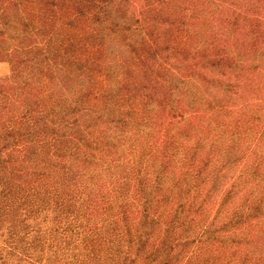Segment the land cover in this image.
Segmentation results:
<instances>
[{"label": "trees", "instance_id": "obj_1", "mask_svg": "<svg viewBox=\"0 0 264 264\" xmlns=\"http://www.w3.org/2000/svg\"><path fill=\"white\" fill-rule=\"evenodd\" d=\"M159 2L124 24L113 0H0L11 66L0 78V264H264V199L243 216L245 187H226L211 163L221 146L195 140L213 134L212 113L264 107V0L248 13L226 0ZM77 22L82 36L69 31ZM158 70L178 89L167 103L144 92ZM202 92L212 113L197 107ZM107 145L122 155L120 181ZM88 201L101 213H79ZM68 240L90 257L72 261Z\"/></svg>", "mask_w": 264, "mask_h": 264}, {"label": "rangeland", "instance_id": "obj_2", "mask_svg": "<svg viewBox=\"0 0 264 264\" xmlns=\"http://www.w3.org/2000/svg\"><path fill=\"white\" fill-rule=\"evenodd\" d=\"M226 1L230 2L233 7L237 9H244V11L247 12L251 7V3L255 0ZM113 3L116 9L120 12V21L124 24H134L136 21H142L144 16L156 14L160 12L161 9L159 0H113ZM142 23L144 25L145 21H143ZM162 27L167 29L169 28L168 25H164ZM69 31L78 36L83 35V29L79 22L70 26ZM141 39L145 40L144 42L153 45L158 41L155 39H159V37L156 38V36L154 35H148L146 38L142 36ZM10 67V62L8 60H0V78L9 75ZM143 76L144 78L142 77V83H145L146 85L144 88V92L148 95H151L155 91H157L159 98L161 100H164V102L168 96V93H172L173 95H175L178 91V89H176L174 85L167 80V76L160 70H158V73L155 72V74L152 73V75ZM200 83L203 87L209 86L208 81ZM103 88H105L104 85ZM103 88L101 89V91L104 90ZM262 94L264 95V90L262 91ZM206 96L208 100L211 99L208 95ZM199 98L202 100L203 104H197V107H200V109L203 110H205V107H207L206 111L212 113V109H210V107L204 102V99L206 100V98L203 95V92L202 96L200 95V97L197 98V101ZM211 100L214 101V99ZM149 104L150 103H148L147 101L145 105H139L137 102H135L134 106L132 107L134 110H140L141 112L142 108H149ZM254 110L255 109L251 106L237 103V106L228 108L229 112L226 115H218L212 113L213 119L211 121V124L213 126V134H211L209 137H202L199 135L198 138H195V140H209L208 142L213 144L217 142L219 143L218 146H221V148H219L220 153L214 159H212L211 163L216 165L215 167L220 170L221 175L225 177L229 176L227 185L225 183L224 186L226 185V187L229 188V186H231L230 181H234L237 179L238 183L245 187L248 202L247 208L243 211V216L248 208H250L251 210H255L262 204V201L264 199V107L259 111ZM14 120L18 123L20 122L17 127L15 126L16 129H21L23 127V122H21L20 116L16 115L12 117V121ZM14 123L15 122H13L11 125H13ZM195 124L198 128V133L201 134V122H195ZM30 127V124L25 125V131L28 132L30 130ZM148 132L150 134L151 130H148ZM149 134H147V138L149 136L153 137V134ZM22 136H26L29 139L33 137L30 133H28V135L25 133ZM69 136L70 135L57 137L54 142H50L49 146H52L54 154H58V156H60L62 154L61 151L63 153L65 152L66 146L68 145L67 140ZM14 138L20 140V137H17V135ZM107 146L109 163L112 164V166L108 167V170L111 173H116L117 175L112 176L115 177V179L117 177L116 180L120 181L123 176L122 170H124V164H122V162L120 161L122 155L118 154L116 149L112 145ZM42 151L45 152L46 149H42ZM57 159L59 160V157ZM127 174L128 173H126V175ZM98 180L99 177L93 178L94 182H97ZM108 183L112 185V183H115V180H113V178H107L105 184ZM52 187V196L55 199L60 190H57L56 186ZM133 190L136 191L135 187H133V185L129 182L126 185L124 191L126 193L132 194L134 193ZM95 203H92L91 201L84 203V209H82L83 212L79 213H101V211L96 207L97 205H95ZM172 216L173 215L171 211L167 210V212L164 213L163 221L169 220L170 218H172ZM244 222L246 221H244L242 217V220L237 223V226H241L242 224H244ZM67 242L69 243L70 248H72V255H70L72 261H78L80 260L81 256L86 257L89 255L88 250L82 251L80 245H72L69 240ZM102 256H104V254H102Z\"/></svg>", "mask_w": 264, "mask_h": 264}]
</instances>
